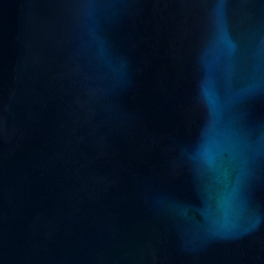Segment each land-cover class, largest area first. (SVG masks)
Segmentation results:
<instances>
[{
  "label": "water",
  "instance_id": "obj_1",
  "mask_svg": "<svg viewBox=\"0 0 264 264\" xmlns=\"http://www.w3.org/2000/svg\"><path fill=\"white\" fill-rule=\"evenodd\" d=\"M0 264H264V0H0Z\"/></svg>",
  "mask_w": 264,
  "mask_h": 264
}]
</instances>
